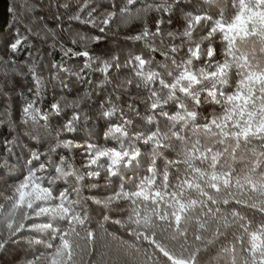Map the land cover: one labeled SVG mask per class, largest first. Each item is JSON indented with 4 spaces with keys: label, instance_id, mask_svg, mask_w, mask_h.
I'll use <instances>...</instances> for the list:
<instances>
[{
    "label": "snow or ice",
    "instance_id": "snow-or-ice-1",
    "mask_svg": "<svg viewBox=\"0 0 264 264\" xmlns=\"http://www.w3.org/2000/svg\"><path fill=\"white\" fill-rule=\"evenodd\" d=\"M183 2L184 0H160L159 3L146 4L133 10L129 6L133 5L135 0H127L119 12L121 23L127 27L132 22L143 19L142 31L129 39L144 40L148 43L149 40H155L157 36L162 35L161 25L164 19L160 17L156 20L153 32L149 30L147 15L156 11L171 17L173 10ZM219 2L220 0H203L204 4L210 6ZM231 3L235 12L230 17L225 16L223 11L219 18H213L208 14H194L190 11L183 13V29L167 33L172 40L180 38L181 43L173 44L169 51L162 53L166 60L171 62V69L166 73L146 69V65L150 62L140 56L131 58L124 65L125 67L134 65V75L139 78L136 87H143L148 91V106L154 113L170 122V131L176 129L177 125L182 129L191 128V137L182 136L179 131H171V136L183 145L180 152L181 159L167 161L161 175L156 158L170 146L171 137L168 133L161 132L158 126L154 131L137 132L130 136L128 125L131 121L129 120L109 126L105 136L117 141V145L113 147H101L91 143L82 146L61 140L62 132L77 131L76 122L80 117L74 114L72 119L64 124L63 129L55 133L56 143L49 148L48 153L30 154L27 160L30 167L13 188L7 204L0 205V252L5 251L8 245L17 243L25 231L49 233L53 240H58L59 243L48 244L50 252L26 260L25 264H78L77 257L85 250L80 241L91 240L94 237V233L90 230L87 231L86 237H82L78 230L84 228L87 220L83 202L92 199L93 203L108 212H112L114 208L122 209L124 218L113 220L112 223L124 228L136 240L142 239L154 244L172 264H196V253L192 254L190 260L173 255L154 239L156 236L154 229L161 226L159 222L167 224L164 231L174 227L176 232L185 238L180 248L187 251L185 248L187 229H182L181 225L182 221L187 223L193 219L186 213L195 211L197 206L200 216L206 217L204 220L196 218L198 232L212 231V238L195 235V240L206 241L204 248L197 249V252L208 251L209 246L217 244L221 237L227 241L228 233L221 231V227L235 228L239 230V234L235 231L232 233L234 242H229L228 246L222 244L219 253L233 254L230 264H237L235 253L236 246L239 245L240 252L247 254L241 257V264H264V199L260 200L258 208L256 203L249 204L245 200H235L236 204L256 209L262 214L260 222L254 229L253 221L236 209L231 210L230 221L228 215L221 213L219 206L215 209L209 206L229 204V199L221 200L220 194L223 189L226 197L232 196L228 189L234 178L236 185H241V178L236 176L237 170L232 167L237 160L245 162L242 178L251 186V191L259 192V195L264 197V168H262L264 165L262 159L264 158V60L256 58L255 48V45L259 44V52L264 53V0H231ZM86 9H88L86 16L92 19L81 18L80 13L85 12ZM96 11L94 7L89 9V0H84L76 15L69 19L92 24L95 27L99 19L93 17ZM141 13L144 16H141ZM100 15L104 18L99 22L108 25L117 13L107 12ZM167 22L171 24L172 20L169 19ZM198 29L200 32H204L205 29L207 31L196 39L194 34H197ZM99 31L103 33L105 28L100 27ZM217 38L225 45L220 60L215 58L216 50L213 47V42ZM89 39L98 40L100 37ZM161 42L163 43V40ZM20 43L21 41L17 40L11 44V48L15 50ZM249 43L253 45L252 51L241 52L239 46ZM185 45H187L186 58L177 61L175 56L170 55V53H178ZM69 54L84 57L89 63L93 59H98L92 57L87 50L74 52L69 48L65 51V55ZM194 61L200 62L201 66L196 67ZM112 67H121L119 59L115 56L104 60L100 71L107 73ZM164 67L167 68V65ZM29 72L35 76L34 65H29ZM165 75L170 78V82L165 79ZM233 75L236 77L235 88L227 92L225 89L230 85ZM126 83L132 84L133 81L129 79ZM36 84L38 93V78ZM154 85L158 86L154 87ZM201 93H206L205 103H214L221 108L219 114L214 112L211 117H205L203 124L197 123L199 114L195 110L202 102ZM186 101L191 102L193 106L191 110ZM169 104L174 105L175 108L171 114L165 111V106ZM35 105V100L29 102L23 108V115L33 121L38 119L46 121L47 114H41V110ZM67 106L70 105H65ZM51 108L57 115L63 110L59 102L52 104ZM116 111L117 109L112 107L103 111L101 115L109 118L115 115ZM153 120L154 117H149L148 123H153ZM125 140L128 141L127 145ZM136 142L151 146L153 159L148 167L150 175L132 188L120 184L116 191L102 199L81 197V182L86 177L99 176V172H81L63 156L58 162L51 159V154L55 153L57 148L85 147L88 157L85 168L91 169L104 158L107 161V176L113 177L118 176L126 167H134L136 160L141 157L139 148L135 146ZM43 156H47L48 159L45 161L42 159ZM249 156L255 158V162L250 165ZM34 162L36 166H31ZM179 164H183L184 167L176 168L175 183H173L170 180L169 169ZM254 175L257 177L255 180ZM158 176L161 177L159 183ZM69 178L74 180L71 191L54 190L53 185L57 180ZM71 192L76 194V199L70 198ZM251 198L249 196V199ZM78 208L80 211L77 210ZM108 219L110 217L105 216V220ZM28 221L32 223L29 224ZM61 222L67 227H57ZM213 224L215 228L211 227ZM172 239L177 240L178 237L173 235ZM35 242L41 243L38 239ZM131 246L135 247V245ZM219 253L214 259L222 258Z\"/></svg>",
    "mask_w": 264,
    "mask_h": 264
},
{
    "label": "trees",
    "instance_id": "trees-1",
    "mask_svg": "<svg viewBox=\"0 0 264 264\" xmlns=\"http://www.w3.org/2000/svg\"><path fill=\"white\" fill-rule=\"evenodd\" d=\"M159 2L160 0H135V3L129 7L134 10L146 4ZM83 3L84 0H0V205L7 204L13 188L30 167L27 164L30 154L48 153L49 148L56 143L55 133L63 129L64 124L71 120L74 114L80 117L76 122L77 131L62 132L60 139L71 141L75 145L83 146L91 143L101 147L116 146L117 141L106 137L105 133L110 125L122 124L124 120L131 121L128 125L130 136L137 132L154 131L158 126L161 132H166L171 137L170 146L156 158L157 168L162 175L167 161L181 159L180 152L183 145L171 136V131H179L180 135L191 137V128L182 129L177 125L176 129L170 131V122L154 113L148 106V91L143 87H136L139 78L134 75V65L128 67L124 65L131 58L140 56L150 62L146 65V69L166 73L171 69V62L166 60L162 53L169 51L173 44L181 43L180 38L172 40L167 33L183 29L184 12L208 14L213 18H219L221 11L228 17L235 12L231 0H220L219 4L211 6L204 4L203 0H184L178 8L173 10L171 17L163 12L152 11L146 17L149 30L154 32L156 20L163 17L162 35L145 43L144 40L129 39L142 31L143 19L134 21L127 27L121 23L119 12L127 0H89V9L93 7L97 9L93 17H99L95 27L92 24L69 19L76 15ZM87 11L88 9L80 13L82 19H92L86 16ZM107 12H116L117 15L109 21L108 25H103L99 22L104 18L100 14ZM141 16L144 14L141 13ZM169 19L172 20L171 24L167 22ZM100 27L105 28L103 33L99 31ZM206 31L207 29L204 30ZM204 32L198 29L194 37L199 39V35H203ZM94 37H100V39H89ZM17 40L21 43L13 50L11 44ZM213 47L216 50L215 58L222 59L224 42L217 38L213 42ZM69 48L74 52L87 50L92 57L98 59H93L89 63L84 57L71 54L66 56L65 51ZM239 48L241 52H251L253 45L249 43L240 45ZM255 48L256 58L264 60V53L259 52L260 45L256 44ZM170 55L175 56L177 61L186 58L187 45L178 53H170ZM113 56L119 59L121 67L109 68L107 73L100 71L102 62ZM29 65H34L35 76L29 72ZM164 65H167V68ZM194 65L201 66L197 61H194ZM37 78L39 79L38 93ZM129 79L133 81L132 84L126 83ZM165 79L170 82V78L166 75ZM235 80L236 77L233 75L230 85L225 89L227 92L235 88ZM178 95L181 94L178 93ZM205 96L206 93H201L202 102L195 108L199 114L197 120L199 124L205 122V117H211L214 112L219 114L221 111L219 105L205 103ZM33 100L36 101L35 106L41 110V114H47L46 121L44 119L33 121L23 115V108ZM57 102L63 109L59 115L51 108L52 104ZM186 103L191 110L193 107L191 102L186 101ZM65 105L70 106L65 107ZM112 107L117 109L115 115L104 118L101 115L102 112ZM165 111L171 114L175 111L174 105L165 106ZM149 117H154L151 124L148 123ZM125 143L127 145L128 141L125 140ZM135 146L141 152V157L136 160L135 166L126 167L118 176L113 177L107 176V161L104 158L91 169L85 168L88 159L85 147L57 148L56 152L51 154V159L58 162L63 156L81 172H99V176L86 177L81 182V197L102 199L116 191L120 184L132 188L150 175L148 167L153 159L151 146L140 142H136ZM42 159L46 161L48 157L43 156ZM254 162L255 158L249 156L248 164ZM101 165L104 166L101 167ZM31 166H36V162ZM177 167L182 169L184 165L179 164L169 169L170 180L173 183H175ZM232 167L237 170L236 176L241 178V185H236L234 178L228 189L232 196L226 197L223 189L220 194V199L228 198L229 204L209 206L213 209L219 206L221 213L228 215L230 221L232 220L230 212L236 209L253 221L254 229L260 222L262 214L256 209L236 204L235 200H245L249 204L256 203L258 208L260 200L264 197H261L259 192H252L251 186L243 180L242 170L245 168V162L237 160ZM160 178V176L157 177L158 183ZM256 178L254 175L253 179ZM73 185L74 180L69 178L57 180L53 188L57 192L64 189L71 191ZM105 185L107 187L104 188ZM210 191L214 192V190ZM249 196L252 198L249 199ZM70 198L76 199V194L71 192ZM83 209L87 220L84 228H78V230L82 237H86L88 230L94 233V237L91 240L80 241L85 250L81 256L77 257L78 264H172L154 244L142 239L136 240L124 228L112 223L113 220L124 218L122 209L114 208L112 212H108L93 203L92 199L83 202ZM77 210L80 211L79 208ZM186 214L193 217L187 223L182 221L181 225L182 229H187L185 244L187 251L180 248L185 238L180 236L174 227L164 231L163 229L167 228L164 222H159L161 226L154 229L156 232L154 239L177 257L182 256L190 260L192 254L196 253V264H225V262L230 264L233 254L219 253L220 246L222 244L228 246L229 242H234L232 233L235 231L239 234V230L221 227V231L228 233L227 241L221 237L217 244L209 246L208 251L197 252V249L204 248L206 241L195 240V235L212 238V231L198 232L196 218L206 219L200 216L199 206L195 211ZM105 216H109L110 219L105 220ZM27 223L30 224L32 221ZM57 227L65 228L67 225L61 222ZM211 227L215 228V225ZM173 235H176L178 239L173 240ZM21 237L17 243L8 245L5 251L0 252V264H25L26 260H32L50 252L48 244L59 243L58 240H53L49 233L25 231ZM37 239L41 243H36ZM236 248L237 264H241V257L247 254L240 252L239 245ZM218 253L222 258L214 259Z\"/></svg>",
    "mask_w": 264,
    "mask_h": 264
},
{
    "label": "rangeland",
    "instance_id": "rangeland-1",
    "mask_svg": "<svg viewBox=\"0 0 264 264\" xmlns=\"http://www.w3.org/2000/svg\"><path fill=\"white\" fill-rule=\"evenodd\" d=\"M107 187L106 185L104 186V188Z\"/></svg>",
    "mask_w": 264,
    "mask_h": 264
}]
</instances>
